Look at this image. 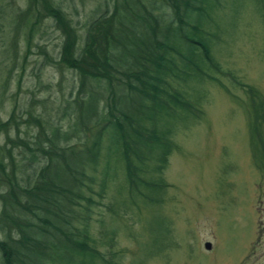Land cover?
Masks as SVG:
<instances>
[{
  "label": "trees",
  "instance_id": "obj_1",
  "mask_svg": "<svg viewBox=\"0 0 264 264\" xmlns=\"http://www.w3.org/2000/svg\"><path fill=\"white\" fill-rule=\"evenodd\" d=\"M109 1L107 9L102 0L104 10L86 26L78 46L75 27L53 0H26L23 9L0 0V54L14 52L19 36L27 52L33 33L47 21L61 40L55 58L43 52L45 63L77 78L73 97L63 107L66 128L42 113L32 115L29 108L21 120L17 104L0 121V264H107L104 254L88 245L86 226L73 223L85 222L94 203L83 194V188L92 192L84 184L92 183L85 172L96 166L103 139L113 148H106L104 179L109 162L121 161L130 202L138 198L157 205L165 185L147 174L160 173L171 149L168 131L157 123L185 119L193 109L166 79H211L201 63L217 71L207 33L200 29L207 0ZM6 66L0 61V99ZM247 92L249 108H261L263 122L261 99L252 88ZM20 123L34 128L29 139L27 133L18 136ZM16 146L19 160L11 153Z\"/></svg>",
  "mask_w": 264,
  "mask_h": 264
},
{
  "label": "rangeland",
  "instance_id": "obj_2",
  "mask_svg": "<svg viewBox=\"0 0 264 264\" xmlns=\"http://www.w3.org/2000/svg\"><path fill=\"white\" fill-rule=\"evenodd\" d=\"M53 1L75 27L81 45L86 26L104 10L102 0ZM106 1L108 9L110 1ZM25 2L6 0L5 4L23 9ZM207 2L200 29L207 33L209 56L217 71L204 69L201 63L211 79H166L193 109L185 119L157 123L160 130L168 131L171 145L160 173L147 174L148 179L160 177L165 185L158 204H142L138 198L130 202L120 160L109 162L104 179L106 148H112L107 138L96 166L85 172L92 183L84 184L92 192L83 188V194L94 203L85 222L73 223L86 226L88 245L103 253L107 264H264V120L261 108H249L247 92L252 88L264 106V0ZM46 22L33 33L27 52L19 36L14 52L7 57L0 54L9 70L2 75L6 85L0 121L17 104L21 120L30 109L32 115L42 113L66 128L63 107L73 97L77 78L45 63L43 52L55 58L61 40ZM18 129L20 137L27 133L26 139L34 134V128L23 123ZM15 135L8 132L12 139ZM3 140L0 134V146ZM16 147L11 153L19 160L21 149ZM113 152H109L112 158ZM103 181L105 188L98 194Z\"/></svg>",
  "mask_w": 264,
  "mask_h": 264
},
{
  "label": "water",
  "instance_id": "obj_3",
  "mask_svg": "<svg viewBox=\"0 0 264 264\" xmlns=\"http://www.w3.org/2000/svg\"><path fill=\"white\" fill-rule=\"evenodd\" d=\"M203 247H204V249H206V250H209V248H210L209 244H207V243H205V244L203 245Z\"/></svg>",
  "mask_w": 264,
  "mask_h": 264
}]
</instances>
